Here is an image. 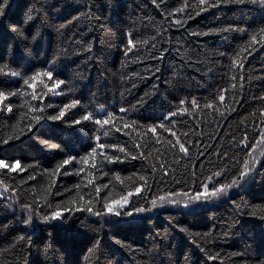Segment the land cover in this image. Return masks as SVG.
<instances>
[{
	"label": "trees",
	"instance_id": "1",
	"mask_svg": "<svg viewBox=\"0 0 264 264\" xmlns=\"http://www.w3.org/2000/svg\"><path fill=\"white\" fill-rule=\"evenodd\" d=\"M200 7L198 0H16L6 23L22 26L24 35L0 30V67L8 64L24 75L51 70L53 81L64 84L49 93L44 85L53 81L38 78L37 93L47 95L32 101L22 80L0 75L9 81L0 90L22 93L4 102L0 139L21 114L27 113V122L29 104L45 107V116L72 99L80 104L62 120L42 119L32 133L0 144V158L20 160L25 169H0V180L10 186L4 191L0 185V264H264V145L255 152L251 147L264 132V44L247 48L252 34L259 39L264 8ZM28 15L33 19L24 25ZM229 27L246 31H222ZM209 102L212 108L205 107ZM89 111L100 119L112 112L114 119L103 127L94 120L74 124ZM171 112L176 115L164 119ZM97 143L105 144L104 156L119 160L109 162L98 149V166L83 165L80 157ZM69 157L76 159L55 173ZM253 158L257 163L240 187L184 206L204 185L211 191L217 181H230ZM218 171L223 174L215 177ZM140 176L147 185L136 194L144 184ZM128 191L133 195L121 212L131 216L75 210L86 208L88 199L101 210L105 197L111 202ZM159 196L179 203L160 206ZM154 198L156 208L135 212L150 208ZM33 201L35 213L26 224L20 205ZM58 205L71 209L66 219L44 222Z\"/></svg>",
	"mask_w": 264,
	"mask_h": 264
},
{
	"label": "snow or ice",
	"instance_id": "2",
	"mask_svg": "<svg viewBox=\"0 0 264 264\" xmlns=\"http://www.w3.org/2000/svg\"><path fill=\"white\" fill-rule=\"evenodd\" d=\"M154 4L157 3V0H152ZM16 0H0V30H8L14 33L17 36H23L24 31L23 27L16 26L14 22L12 23H6L7 21L11 20L10 13L15 6ZM245 4V3H253V4H259L262 8H264V0H213V2H210V0H198V4L201 6L200 11H205L206 8L203 6L207 7H218L220 4ZM158 6V5H157ZM185 7H187V4H185ZM183 8L177 9V11H183ZM199 14V13H198ZM33 17L31 15H28L27 18L24 21V25H27L29 21H31ZM222 31H241L244 32L246 31L245 29L241 28H225L222 29ZM32 39H35V36L32 37ZM133 41L129 39L128 44L131 45ZM256 43H262L264 44V27H261L259 29V39L257 37V34H252L250 36L249 42H247V48L253 47ZM246 48L242 47L241 51H245ZM237 61L234 60V64ZM5 69H8L5 71ZM0 75H3L4 77H12V78H18L22 80L23 84L27 86V88L32 89L30 96L32 101H37V100H43L44 96L47 95V93H44L43 96L39 95L36 91V83L38 81V78H43L46 77L48 80L53 81V72L51 70H46V71H38L35 72L31 75H24L21 72H18L16 70H13L9 67L8 64H4L2 67H0ZM41 83H43V80H40ZM9 83V81H0V86H6ZM64 84L63 80H54L51 86H48L47 84L44 85L45 88H47V92L49 93H55L56 89H59L61 85ZM22 95L19 91H13L9 93H5V91L0 90V112H2L5 108V101L9 99L10 96H18ZM23 95H29V93H23ZM218 99L220 101H224L225 96L224 95H219ZM261 99H264L262 97ZM183 103V101H181ZM80 104V101L78 99H72L69 103H66L63 105L62 108H60L59 112L55 115H48L45 116L44 113L46 111V108L43 106H40L39 104L37 105H32L29 104L28 106V113H31L29 116L27 122H24V117L27 115V113L21 114L19 118H17L16 123L11 125V131L10 134L4 137L3 139H0V144L2 145H10L12 141L15 140H20L22 136L27 135L28 133H32L33 129L36 127V125L40 124V121L42 119L46 120H51V121H60L66 116V112L71 109H75L77 105ZM193 107H197V102L195 100L192 101ZM47 107H51V104H49ZM205 107L207 108H212L213 104L211 102L206 103ZM121 112L126 111V109L121 108ZM186 111V110H185ZM175 112L169 113V116L164 117V119H169L171 116H175ZM114 119V114L112 112H107L105 115V118L100 119V118H95V115L93 112L89 111L86 112L81 116L80 119H75L73 122L74 124H80L81 121H90L94 120V123L100 127H103L104 125H108L112 123ZM135 123V122H133ZM125 128L129 127V125L125 124ZM160 128L164 129L165 131H170V129L163 123L159 125ZM117 131H120L119 128L116 129ZM150 132H152L154 135L156 134V127H151L149 129ZM105 136H107V133H104ZM172 135L175 136V133L172 132ZM262 139L260 141H257L256 144L251 145L253 152H255L257 146L264 145V132L261 133ZM96 140L99 141L100 137L97 136ZM159 142V141H157ZM43 143H47V141H43ZM176 144L179 145V151L187 154L188 149L185 147L183 143H180L179 139L176 140ZM51 147L55 148L57 145H51ZM137 147H139L137 145ZM247 147V145H246ZM98 149L100 150V155L104 156V149H105V144L103 143H97L95 147L90 146V150L87 152L86 155L80 157V161L83 163V165L88 166L90 164V167L95 169L98 165L96 163V157H97V152ZM120 152H125V149L123 147H120L118 149ZM127 155V153H125ZM249 155H252V153H249ZM261 155L264 156V151L261 152ZM76 159L75 157H69L68 159H64L62 163L58 164L55 173H59L62 168H64L66 165H69L72 160ZM104 159L108 160L109 162H113L114 160H119V157H108L104 156ZM132 159H136L135 156L132 157ZM257 163V161L253 158L251 161L245 160L243 162V167L241 170H239L235 176L228 182L225 183H220L217 181L218 186H214L211 191L209 190L208 185L203 186V192L202 193H197L196 196L190 197L188 201L184 204L185 207H188L190 203L196 202L201 200L202 198L207 200L209 197L213 198H220L222 196H227L229 191L233 188L240 187L242 183L245 181V179L251 174L253 167ZM0 169H7L8 173H14L18 169L19 171L23 172L25 171L24 168L21 167V162L20 160H15L13 163H8L6 162L5 159L0 158ZM84 168H81L79 171L84 172ZM222 171L215 172L213 175L215 177H220L222 176ZM91 175V173H89ZM34 179V177H30ZM139 179L141 181H144L143 185H138L134 188V192L136 194H140L142 192V189L146 187L147 181L144 176H140ZM209 180H212V177L208 178ZM116 180L119 181L120 177L116 176ZM87 184L91 185L93 184L92 179L87 180ZM0 185H4V191H9L10 186L4 184L3 180H0ZM77 188H79V185H77ZM103 188H108V185H103ZM101 188L96 187L95 188V193L97 196L100 195ZM111 195V194H110ZM133 195V191H128L127 194L121 195L119 199H114L109 202L108 198H104V203H103V208L101 210H95L94 211V201L92 199H88L86 201L87 207L86 208H81L79 206L75 207L76 211H87L97 217L105 216V215H111L115 217H120L122 214L125 216H131L133 215V212H128L124 211L123 213L121 212V209H124L128 204L130 197ZM171 196H178L181 195L179 193H172L170 194ZM184 196H187V193L183 194ZM80 201H85V197L83 195L79 196ZM159 204L160 206H163L165 203L168 204H178L179 201L176 199H171L166 196H159L158 197ZM158 200L156 198L151 200V207L150 208H145V207H137L135 208L136 213H142L146 211H151L153 208H156L158 206ZM73 205H76V201H70ZM35 201H33V204H29L27 202L21 203V209L22 211H25L28 213L27 218L25 219V223H29L32 219V215L35 213V208L34 205ZM48 207L51 209L52 206L49 203ZM71 209L69 208H63L61 206H57L56 208L52 209L48 214H45L42 217V220L44 222H50V221H63L66 219L64 216V213L67 211H70ZM181 231H184V229H181ZM21 239H23L21 237ZM117 243H120L117 241ZM201 252H204L205 250L203 248H200ZM209 259H214V257L209 256Z\"/></svg>",
	"mask_w": 264,
	"mask_h": 264
}]
</instances>
